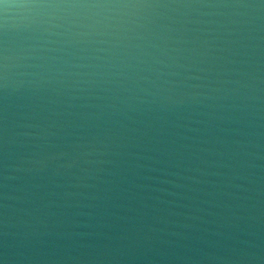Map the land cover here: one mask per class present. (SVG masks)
Masks as SVG:
<instances>
[{
	"label": "water",
	"instance_id": "1",
	"mask_svg": "<svg viewBox=\"0 0 264 264\" xmlns=\"http://www.w3.org/2000/svg\"><path fill=\"white\" fill-rule=\"evenodd\" d=\"M0 264H264V0H0Z\"/></svg>",
	"mask_w": 264,
	"mask_h": 264
}]
</instances>
